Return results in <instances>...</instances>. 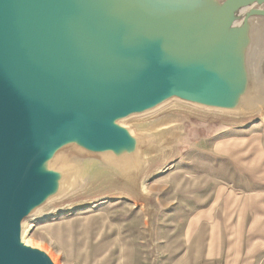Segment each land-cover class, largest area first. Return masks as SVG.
Returning <instances> with one entry per match:
<instances>
[{
	"label": "water",
	"instance_id": "obj_1",
	"mask_svg": "<svg viewBox=\"0 0 264 264\" xmlns=\"http://www.w3.org/2000/svg\"><path fill=\"white\" fill-rule=\"evenodd\" d=\"M190 1L0 0V264H52L20 239L23 219L53 183L51 172L38 170L48 153L76 143L106 147L122 134L116 118L217 85L234 53L219 23L242 0L220 1L203 32L201 24L173 26L170 17L152 24L165 7ZM184 41L191 42L155 70ZM212 53L219 55L202 81L187 90L175 83L202 71ZM143 67L155 70L145 82Z\"/></svg>",
	"mask_w": 264,
	"mask_h": 264
},
{
	"label": "rangeland",
	"instance_id": "obj_2",
	"mask_svg": "<svg viewBox=\"0 0 264 264\" xmlns=\"http://www.w3.org/2000/svg\"><path fill=\"white\" fill-rule=\"evenodd\" d=\"M215 112L153 116L167 124L141 133L153 146L134 181L80 180L29 212L21 242L52 264H264V114Z\"/></svg>",
	"mask_w": 264,
	"mask_h": 264
},
{
	"label": "bare ground",
	"instance_id": "obj_3",
	"mask_svg": "<svg viewBox=\"0 0 264 264\" xmlns=\"http://www.w3.org/2000/svg\"><path fill=\"white\" fill-rule=\"evenodd\" d=\"M197 1L193 0L181 6L165 7L154 18L152 24L170 17L173 26L197 27L201 24L203 32L208 25L211 13L222 0H203L202 3L206 5L203 8L205 15L201 16L200 11L198 16L194 17L192 11L198 5ZM229 12L231 21L226 24V16ZM223 18L219 23L220 27H225L222 30L225 36L223 39L225 41L228 38L229 42L233 40L231 51L234 53L233 62L226 64L217 85L211 91L198 95L194 99L170 95L151 107L116 118L113 121L114 127L122 134L119 133L120 136L118 135L116 139L112 138L106 147L96 146V150H92L76 143L73 146L65 145L58 150L53 149L54 151L44 157L38 168L42 173L53 174H51L53 183L41 200V210H38L41 217L46 210L43 208L54 200L60 199V196L64 195L62 193L64 190H68L66 193L68 196L74 194L71 187L76 186L82 179H86L84 186L87 189L95 188L101 180L108 179L115 172H118L125 180L134 181L135 174L142 167L140 162L147 158L148 150L153 146L149 142L145 144L142 134L154 136V133L162 130V127L167 124L164 114L161 118L152 119L159 113L177 111L182 114L202 116L218 114L215 111H220V115H242L246 120L264 114V0H242L237 5L229 7ZM202 32L191 38L192 41L199 44ZM190 42L172 44L169 59L160 57L155 70L159 71L165 63L177 58ZM216 57L212 53L202 71L190 73L175 83L184 90L193 88L202 81L206 75L205 69L210 68ZM145 68L141 70L144 76L143 82L146 80L145 76L155 71L151 69L148 72ZM137 85L132 84L131 88H136ZM155 107L158 109L149 111ZM241 122L244 123V121ZM142 170L144 172V168ZM21 234L24 236V229ZM26 240L21 243L26 244L28 242Z\"/></svg>",
	"mask_w": 264,
	"mask_h": 264
}]
</instances>
